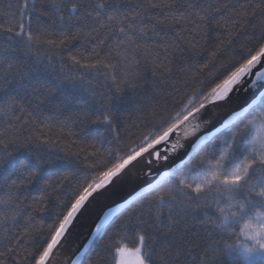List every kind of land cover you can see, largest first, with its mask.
Returning a JSON list of instances; mask_svg holds the SVG:
<instances>
[{
    "label": "snow or ice",
    "instance_id": "snow-or-ice-1",
    "mask_svg": "<svg viewBox=\"0 0 264 264\" xmlns=\"http://www.w3.org/2000/svg\"><path fill=\"white\" fill-rule=\"evenodd\" d=\"M217 28H225L230 37L250 33L242 62L223 79L207 92L194 88L180 111L160 116L138 145L114 160L110 151L95 162L90 157L99 154L88 153L81 170L85 183L70 205L67 198L57 197L58 211L49 212L47 207L49 189L62 190L67 176L47 181L31 199L21 194L42 171L40 160L25 158L16 168L9 149L24 139L51 144L54 124L62 135L76 122L43 115V105L54 93L45 94L43 84L29 90L25 80L30 60L46 61L53 71L59 66L50 82L54 88L71 83L93 99L103 98L107 89V103L90 105L82 118L102 125L119 141L113 101L134 90L149 70L165 82L174 72L185 74V84L195 80L208 62L198 72L187 63L177 67L174 62L186 52L200 55L199 38L207 41ZM169 30L175 37L169 38ZM221 43L231 45L233 39ZM216 55L211 53L212 58ZM258 66L249 88L264 81V0H0V264H50L54 249L89 198L145 153L151 155L150 150L169 141L174 132L178 138L169 151L183 148L181 127L185 138L195 136L186 159L161 173L155 183L107 208L71 264L81 262L89 251L98 255L104 251L108 247H101L104 234L125 212L120 227L134 231L137 243L116 246L115 264H180L182 254L195 260L191 245L199 247L197 240L204 242L200 264H205L209 252L215 264L221 251L229 264H264V91L232 110L213 131L196 135L206 105L225 101ZM12 84L17 89L4 88ZM19 91L27 94L26 103L13 94ZM74 155L79 158V153ZM155 156L169 158L159 152ZM98 168L103 170L95 171ZM90 170L94 174L88 179ZM40 213L47 214L49 222L41 219L36 226ZM177 232L182 245L174 243ZM225 236L235 237V242L229 243ZM160 237L164 243L157 249Z\"/></svg>",
    "mask_w": 264,
    "mask_h": 264
},
{
    "label": "trees",
    "instance_id": "trees-1",
    "mask_svg": "<svg viewBox=\"0 0 264 264\" xmlns=\"http://www.w3.org/2000/svg\"><path fill=\"white\" fill-rule=\"evenodd\" d=\"M19 2V0H14ZM134 3L135 0H130ZM176 33L169 30V38L175 37ZM250 33L239 34L230 37L229 32L225 28L215 29L205 41L201 36L200 55H193L186 52L184 56L177 57L175 65L177 67L187 63L192 70L199 71V68L204 63L208 62L209 67L200 74L195 80L185 81V74L174 72V74L167 78L166 82L159 77H154L151 71L141 78L134 90L127 91L121 94L120 99L114 100L113 104L118 109L116 112V123L120 127L119 141L114 139V134L109 130L105 131L102 125L92 124L90 120H84L82 113L90 111V105L98 103H107L108 90H104V97H97L93 99L90 92H86L79 86L73 87L71 83H65L61 88H54L50 83L54 80L59 70L56 66V71L47 66L46 61L36 62L30 60L26 68L27 77L25 83L29 86V90L38 84L46 86V92H53L54 95L49 101H46L42 108L44 116H59L61 120L65 117H70L76 121L70 125V130L65 129L62 135H59L60 129L57 124L53 126L51 135V144H41L38 142L24 139L22 143L15 145L9 150L13 152L15 158V167L19 165L25 158L31 160H40L42 171L38 178L28 185L22 195H27L29 199L38 196L39 192L35 189L44 187L49 180L56 182L59 179L68 177L62 190L52 191L50 200L47 203L49 212H56L57 197L60 200H65L70 205L71 199L77 194V190L85 183L84 174L81 171L84 168L86 161L84 157L88 153H96L90 157L92 162H95L100 156H107L109 151L112 153V159L116 156L126 153L131 147L138 145L142 137L153 130L152 125L160 116H169L180 111L182 105L188 102V97L192 94L194 88H201L202 92H207L211 87L223 79L234 67L238 66L243 60V53L245 47L250 43ZM229 38L233 39V43H221L227 41ZM217 52L216 57L212 58L211 53ZM189 71L187 76H191ZM203 80V84L200 81ZM17 84L10 86L5 85L4 88L8 90L17 89ZM3 91V89H0ZM17 95L19 102H27L28 96L25 92H14ZM198 99V98H197ZM77 116H81L80 120H76ZM92 118H95L93 115ZM250 118V117H248ZM242 126V125H241ZM44 129V125H40ZM59 135V140L57 136ZM81 149L84 151L81 152ZM79 153V158L76 155ZM35 171V169H30ZM103 170L98 168L95 171ZM93 171L87 173L88 179H91ZM147 199H151L148 197ZM137 205H133L136 207ZM66 210V209H65ZM147 207L145 208V211ZM127 213H123L112 221L111 227L108 228L104 234L103 245L108 247L99 253L95 250L89 251L81 262L78 264H115L114 255L115 247L118 245H127L129 247L136 246L135 233L132 230H123L120 225L125 219ZM41 219L45 224L49 222L47 214H37L36 226H39ZM238 230V229H237ZM166 231V229H162ZM174 243L182 245V237L179 232L175 233ZM229 243L235 242V237H223ZM223 239L221 240V249H223ZM164 243L163 237H160L159 243L156 245L157 249ZM195 244L191 245L194 248L192 255L196 257L195 260L185 258L181 255L180 264H200V255L204 251L203 241L197 240ZM186 251V249H185ZM213 253L209 252L205 264H213ZM215 264H229L223 251L217 255Z\"/></svg>",
    "mask_w": 264,
    "mask_h": 264
},
{
    "label": "water",
    "instance_id": "water-1",
    "mask_svg": "<svg viewBox=\"0 0 264 264\" xmlns=\"http://www.w3.org/2000/svg\"><path fill=\"white\" fill-rule=\"evenodd\" d=\"M243 78V83L236 85L235 90L229 94L225 101H217L215 104L206 105L202 110L199 123L202 124L201 129L196 135L213 131L216 126L232 111L246 106L261 91H264V81H258L255 88H249L251 80L255 77V72ZM210 123L204 124L205 120ZM179 131V139L183 148L170 152L172 143L177 140V134L174 132L170 135L169 141L156 145L150 153H145L143 157L129 165L118 177L107 185L104 189L98 190L86 202L81 212L74 218L73 223L69 226L61 243L54 249L50 258V264H71V261L83 250V245L91 236L92 230L99 218L107 208L115 206L117 203L129 199L141 187H146L149 183H155L160 178V174L167 171L169 167L181 162V158L186 159L188 146L193 143L195 136L185 138L183 136V128ZM155 152H159L161 157L168 156V160H157ZM151 161V164H149ZM149 173H151L149 175ZM79 263V262H78Z\"/></svg>",
    "mask_w": 264,
    "mask_h": 264
}]
</instances>
